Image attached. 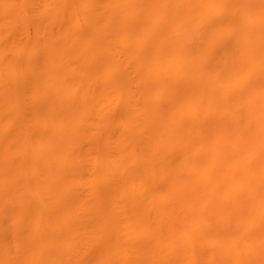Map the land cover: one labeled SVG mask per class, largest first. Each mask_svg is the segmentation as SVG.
Here are the masks:
<instances>
[{
  "label": "rangeland",
  "instance_id": "1",
  "mask_svg": "<svg viewBox=\"0 0 264 264\" xmlns=\"http://www.w3.org/2000/svg\"><path fill=\"white\" fill-rule=\"evenodd\" d=\"M103 1L108 9L115 7L112 0ZM146 1L143 2L146 4ZM149 1L147 3L152 5ZM161 1L152 6L157 7L155 11L160 15H167L172 10V21L169 16L154 15V8L149 9L152 6L146 4L145 9L142 2V5L137 3V7L140 5L138 11L137 8L130 9L139 13L142 8L144 11L141 12L146 10V13L140 12L137 16L134 11L131 12L133 16L139 18L140 14L151 11L153 18L143 15L141 21L147 17L154 22L156 16L161 18V23L156 18L157 24L152 20L146 24L147 20H144L142 24L139 19L137 22L145 25L142 34L141 30H136L137 27L141 29L140 24L134 28L138 36L130 31L138 42L127 33L126 39L125 34L120 37L126 41L115 38V42L110 43L114 45L113 52H120L119 56L112 51L104 52L102 57L106 60L99 63L101 51L108 48L101 50L99 46L100 53L96 50L102 33L98 34V31L103 26L92 0H0V91L5 92L4 95L5 89L9 91L6 95H9L6 97L9 102L0 95V264H264V134H260L264 131L256 129L264 130V117L261 116L264 111L260 110L264 104L259 105L264 98V0H204L202 7H198H205V10L199 9V12L196 5L193 10L189 0H185L188 7L183 0H177L184 3V10L182 4L180 7L176 0H171L178 3H174V7L177 5L175 8H180L183 14L178 9L175 11L170 0L171 10H167V0L163 1L167 2L164 4L166 9L163 2L159 4ZM200 1H196L200 2L198 5L202 3ZM9 5L11 8L5 13ZM159 5L164 11L158 9ZM54 12H59L55 18L59 22L50 25L48 19ZM163 16L169 21H164ZM118 19L116 12L111 13V23H117ZM178 19L184 24H179ZM149 23L151 26L147 25ZM214 23L219 25L217 34L218 29L232 33L235 38L232 46L225 42L227 39L223 41L221 35L218 37L220 33L212 35ZM222 23L228 27L220 28ZM71 24L84 27L81 29L83 34L79 32L83 38L82 41L79 39L80 46L78 40L75 41L76 35L71 37ZM153 24L160 26V30ZM181 25L186 27L183 29L179 27ZM187 26L199 32V39H193L196 35L193 34L191 38L195 42L188 43L186 48L184 44L188 40L184 41L183 37L189 33L187 29L184 36ZM101 35L102 41L108 38L106 34L103 38ZM180 35L184 44L178 40ZM213 36L219 38L218 41L212 42ZM84 42L89 44H85L87 47L94 46L95 58L92 54L93 59L88 58L92 60L86 58L91 50H87L88 54L83 52L87 49ZM129 44L138 46L139 57L127 55ZM186 49H189L188 55ZM180 50L186 55L178 54ZM180 55L184 60L179 59ZM182 71L187 76L184 75L185 82L197 83L191 84L196 85V90L191 86L186 89L189 85L181 88ZM125 72L131 83L124 81V75V83L121 80L120 86L116 76L122 79L120 74ZM188 75L190 80L195 76L197 81L193 78L190 81ZM172 81L180 82L174 86ZM243 84L255 88L250 89L252 95L249 90L245 91ZM173 87H176L175 91ZM254 93L258 97L255 98ZM193 102L198 103V107ZM2 104H5L4 108ZM251 123L255 124L252 126ZM120 131L126 134L122 135ZM123 208L127 210V219L120 217L125 212ZM132 243H136L135 247Z\"/></svg>",
  "mask_w": 264,
  "mask_h": 264
},
{
  "label": "bare ground",
  "instance_id": "2",
  "mask_svg": "<svg viewBox=\"0 0 264 264\" xmlns=\"http://www.w3.org/2000/svg\"><path fill=\"white\" fill-rule=\"evenodd\" d=\"M5 1H6V0H5ZM92 1L96 3V7H95V8H96V11H98V12L100 13V20H101L100 24L105 28V29H104V28L101 26L102 28H100V30L98 31V34H99V32H100V33L102 32L101 34H103V36H102L101 34H99V39H100V41L97 40V41H98V42H97V43H98V44H97V45H98V48H97V49L95 48V49L98 51V53H100V52H99L100 50H98V49H101V48H102L101 50H106L107 48L110 49V50L107 49L106 51H103V52L101 51V53H103V54L100 56L101 59L98 58V61L101 60V61H99V63H100V62L102 63V61L105 62L106 58H105V57H102L104 54H106V53L109 54V53H111L110 51L113 52L112 46L114 47V45L112 44V46H111V43H112V42L114 43V42H115L114 40H116V39L122 37L125 33H127V35H128L129 38H130L131 36H133L132 32H130L131 30L133 31L134 36H136V34H137V33L135 34V31H136L137 29H138V30H137L138 32H140V30H141V33H140V34H142V28L145 27V25L142 26V24H143L146 20H147V21L145 22V24L148 23V22H150V21L152 20V19H151V20H150V19H147V17H146V18H144V19L141 21V19L143 18V15H144V17H145L146 15H147V16L149 15L148 17H150V15H151V17H152V15H153L154 13H156V16H158V17H159V16L161 17V15H165L167 18H168V16H169V18H170V16H171L172 13H173L172 10L170 9L171 7L169 8V6H172V5L170 4V2H172L173 0H172V1L170 0V2H169V0H167V2H169V4H170V5H169V4L167 5L169 9L167 8V6L164 5V4H167V2H165V3L163 2V1H166V0H162L161 2H159L160 5H161V3L163 2V3H162V6L164 5V6H163V8L165 7L164 9L167 8V10H171V11H169L170 15H168L169 13H167V12H168L167 10H166L167 12L165 11V12L167 13V15H166L165 13H164V14L162 13V14L160 15V13L158 14V13L155 11L156 8H157L156 6H157V3H158L159 0H158L157 2H155L156 0L154 1L155 4H156L155 7L152 6V5H155V4H153V3H154L153 0H151V1H152V5H149V4L147 3V2H150L149 0H147V1H146V0H139V1H138V0H134L133 2H124V3H122V2H123L122 0H112V1H113V4H114V6H115L113 9H108L106 6H104V5H103V4H104V1H103V0H92ZM135 1H136V2H135ZM143 1H144V2L146 1V4H147V5L152 6V7H150V8H149V6H148V8H149L150 10H152V8H154V10L152 11L153 14L150 13L151 11H150V12L147 11V14H143V15L140 14L141 17L138 18L137 16H139V13L141 12L142 8L145 7V9H146V4H145ZM176 1H177V0H176ZM176 1L174 2L175 4L178 2V1H177V2H176ZM181 1H182V0H181ZM183 1H184L185 4H184V3H181V4H182V5H183V4H184V5H187V2H186L185 0H183ZM183 1H182V2H183ZM194 1L196 2V1H200V0H192V1L189 0L188 3H189L191 6H193V5L195 6V5H196V6H195L196 9H197L196 11H198L199 9H200L199 11H201L202 9L205 8V7H204V8L201 9V8L198 7V6L202 7L201 5L203 4L204 0H202V3H201L200 5H198V4H199L201 1H200V2H196V3H195ZM217 1H218V0H217ZM220 1H221V0H220ZM223 1H224V0H223ZM223 1H222V2H223ZM253 1H257V0H253ZM7 2H8V1H7ZM88 2H89V1H87V2H86L87 4H86V3H85V4L89 6V3H88ZM134 2H135L136 4H135ZM141 2H142L143 5H145V6H143V7L139 10V13H138V12H136V10L138 11V8H140V5H142ZM179 2H180V0H179ZM179 2H178V3H179ZM190 2H191V3H190ZM249 2H251V1H249ZM127 3H128V4H127ZM129 3H133V4H129ZM137 3H138V4L140 3V5H139L138 7H137ZM174 3L172 2L173 7H174V5H175ZM178 3H177V4H178ZM193 3H194V4H193ZM235 3H236V2H235ZM238 3H239V1H238ZM238 3H237V4H238ZM246 3H248V2H246ZM262 3H263V2H262ZM6 4H7V3H6ZM134 4H135V5H134ZM181 4L179 3L178 5L180 6ZM256 4H257V3H256ZM263 4H264V3H263ZM127 5H128V6H127ZM129 5H130L131 7H130ZM160 5L158 6V9H159V10L162 8V6L160 7ZM182 5H181V6H182ZM184 5H183L182 8H181V9H183V10L186 9V8L184 7ZM217 5H218V4H217ZM221 5H223V4H221ZM260 5H261V4H260ZM4 6H5V5H4ZM176 6H177V5H176ZM176 6H175V7H176ZM181 6H180V7H181ZM191 6H189V7H191ZM194 6H193V7H194ZM203 6H205V5H203ZM242 6H243V5H242ZM245 6H246V5H245ZM257 6H258V5H257ZM6 7H7V6H6ZM59 7H60V6H59ZM59 7H58V8H59ZM132 7H133V8H132ZM173 7H172V9L175 8V7H174V8H173ZM183 7H184V8H183ZM187 7H188V5H187ZM193 7H192V8H193ZM195 7L193 8V10H195ZM224 7H225V6H224ZM263 7H264V6H263ZM8 8L10 9L11 6L9 5V6L6 8L5 13H7ZM55 8H56V7H55ZM130 8H132V9H136V8H137V9L134 10V11H135V12H134V11H132V9H130ZM148 8H147V10H148ZM163 8H162V10H163ZM220 8H221V7H220ZM258 8H259V7H258ZM3 9H4V8H3ZM176 9H178V10H179L180 12H182V14H183V11H181L180 8H178V7L175 8V11H178V10H176ZM206 9H207V8H206ZM209 9H210V8H209ZM209 9H207V10L209 11ZM225 9H226V8H225ZM251 9H252V8H251ZM204 10H205V9H204ZM210 10H211V9H210ZM249 10H250V9H249ZM59 11H61V10H59ZM142 11H144V10H142ZM163 11H164V10H163ZM196 11H195V12H196ZM199 11H198V12H199ZM233 11H234V10H233ZM113 12H116V14L119 15V19H118V22H117V23H111V22L109 21V17H110V15H111V13H113ZM131 12H132V13H133V12L136 13L135 15H137V16H135V15L133 16ZM184 12H185V11H184ZM206 12H207V11H206ZM248 12H249V11H248ZM48 13H49V12H48ZM58 13H59V12H54V13L51 14L50 18L48 19V22H49L50 25H55V24L57 23L58 20H57V19L55 20V18L58 17ZM137 13H138V14H137ZM141 13H146V10H145V12H141ZM149 13H150V14H149ZM192 13H193V11H192ZM229 13H230V12H229ZM234 13H235V12H234ZM239 13H240V12H239ZM257 13H258V12H257ZM174 14H175V13H174ZM184 14H185V13H184ZM194 14H195V13H194ZM199 14H201V13H199ZM202 14H204V13L202 12ZM241 14H242V13H241ZM154 15H155V14H154ZM154 15H153V16H154ZM222 15H223V14H222ZM224 15H225V14H224ZM234 15H235V14H234ZM245 15H247V12H246ZM77 16H78V15H77ZM156 16L154 17L155 20H156V18H157ZM172 16H173V15H172ZM178 16H179V15H178ZM195 16H196V14H195ZM197 16H198V15H197ZM201 16H202V15H201ZM201 16H200V17H201ZM235 16H236V15H235ZM243 16H244V15H243ZM134 17H135L136 19H137V18H138V19L136 20ZM151 17H150V18H151ZM163 17H164V16H163ZM166 17H164V18H165L164 21L167 20ZM236 17H237V16H236ZM241 17H242V16H241ZM248 17H249V16H248ZM255 17H256V15H255ZM133 18H134V19H133ZM140 18H141V19H140ZM152 18H153V17H152ZM164 18H162V20H163ZM227 18H228V17H227ZM72 19H73V18H72ZM139 19H140V22H142V24L139 23V22H137ZM157 19H158V18H157ZM170 19H171V18H170ZM172 19H173V18H172ZM172 19H171L170 21H172ZM190 19H191V18H190ZM200 19H201V18H200ZM200 19H199V20H200ZM244 19L247 20V18H244ZM45 20H46V19H45ZM144 20H145V21H144ZM155 20H154V22H153V20H152L151 22H153V23L155 24V23H156ZM158 20H160V23H161V18H159ZM196 20H198V19H196ZM199 20H198V21H199ZM228 20H229V19H228ZM249 20H250V19H249ZM72 21H73V20H72ZM143 21H144V22H143ZM156 21H157V20H156ZM167 21H169V19H168ZM167 21H166V22H167ZM177 21H178V23H179V22H181L182 20L180 21V20L178 19ZM237 21H238V19H237ZM240 21H241V20H240ZM44 22H45V21H44ZM58 22H59V21H58ZM157 22H159V21H157ZM162 22H163V21H162ZM166 22H165V23H166ZM196 22H197V21H196ZM226 22L228 23V21L225 20V23H226ZM102 23H103V24H102ZM136 23H137V25H136ZM160 23H159V24H160ZM168 23H169V22H168ZM178 23H177V24H178ZM225 23H222L221 26H220V28H221V27L223 28V27H225L226 25H229V24H227V23H226V25H225ZM245 23H246V21H245ZM78 24H80V23L78 22ZM139 24H140V25H139ZM151 24H152V23H151ZM154 24H153V26H154ZM156 24H157V23H156ZM163 24H164V22H163ZM172 24H173V23H172ZM179 24H182V25H183L184 22H183V23H179ZM186 24H187V23H186ZM188 24H189V23H188ZM50 25H49V26H50ZM71 25H72V24H71ZM138 25H139V26H142L141 29H140L139 27H137V28L135 27V26H138ZM147 25L151 26L150 23L147 24ZM161 25H162V24H161ZM173 25H174V24H173ZM182 25L179 26V27H183ZM213 25L216 26V28H213L214 26H212V32H213V29H214V32H216V31H217V25H218V24L216 25V23H214ZM223 25H224V26H223ZM235 25H238V24L236 23ZM235 25H233L234 28H235ZM240 25H241V24H240ZM72 26H73V28L71 29V31H70V30H68V31L71 32V37H72V39H73V35H74V36L76 35V37H75L76 39H75V38H74V39H75V41L78 40V42H79V46H80V44L82 43V42H80V41H82L83 38H81L82 35L80 36V35H79V32H81L82 30H84V29H82V28H84V27H82V25H81V26L78 25V27H77L76 24H75V25H72ZM167 26H168V25H167ZM175 26H176V25H175ZM238 26H239V25H238ZM257 26H258V25H257ZM154 27H157V28H158V27H160V26H158V25L156 26V25H155ZM184 27H186V25H185ZM184 27H183V29H184ZM188 27H190V26H187V28H186V32H185V35L183 34L184 32H182V34H183L184 36H186V34L188 33L187 31L189 30V33L187 34V37H183L184 41H185V39L188 40V42L186 41L187 44H184V43H183L184 41H182V40H183V39H182V36H183L182 34H181L182 36L180 35L181 38L178 39V40H181V39H182L181 41H182V43L186 46V48H187V46H188L189 44L192 45L191 42H195V41L192 40V38L194 39V37H196V38L199 39V37H198V33H199V32L196 33L195 31H193L194 29H191V30H192V31H191V30H190L191 27H190V28H188ZM194 27H195V26H194ZM194 27H193V28H194ZM226 27H228V26H226ZM239 27H240V26H239ZM242 27H243V26H242ZM242 27H241V28H242ZM248 27H249V26H248ZM75 28H77V29H75ZM134 28H136V30H134ZM149 28H150V27H149ZM152 28H153V27H152ZM157 28H156V29H157ZM218 28H219V25H218ZM229 28H230V27H229ZM241 28H240V29H241ZM244 28H245V27H244ZM262 28H263V27H262ZM79 29H80V30H79ZM81 29H82V30H81ZM158 29H159V28H158ZM158 29H157L156 32H158V34H159ZM165 29H166V28H165ZM178 29H179V28H178ZM181 29H182V28H181ZM181 29H180V30H181ZM187 29H188V30H187ZM225 29H226V28H225ZM225 29H224V30H225ZM242 29H243V28H242ZM249 29H250V27H249ZM252 29H253V28H252ZM103 30H104L105 33H103ZM105 30H106V31H105ZM143 30H144V29H143ZM153 30H154V28H153ZM159 30H160V29H159ZM180 30H178V31H180ZM226 30H227V29H226ZM254 30H255V29H254ZM257 30H258V29H257ZM77 31H78V32H77ZM163 31H164V30H163ZM172 31H173V30H172ZM182 31H184V30H182ZM190 31L192 32V34L190 33ZM203 31H204V30H203ZM218 31H219V33H220V34L218 33L219 35L217 34V32H216V33L213 32V34H212L211 32H209V33H211L212 35L216 34V35H218L219 38H220V35H221V36H222L221 38L224 37V40H223V39H222V40L225 41V40L227 39L225 42H229L230 45H231V43H235V42H232V40H233L234 37H233L232 33L229 32V30L224 31V32H223V30H221V31L223 32V33H222L223 35L221 34L220 29H218ZM122 32H123V33H122ZM148 32H149V31H148ZM152 32H153V31H152ZM161 32H162V31H161ZM166 32H167V31H166ZM176 32H177V31H176ZM193 32H194V33H193ZM205 32H206V31H205ZM226 32H227V33H226ZM234 32H235V31H234ZM245 32H246V31H245ZM81 33L83 34V31H82ZM84 33H85V32H84ZM110 33H111V34H110ZM112 33H113V34H112ZM119 33H120V34H119ZM130 33H131L132 35H130ZM201 33H202V32H201ZM209 33H208V34H209ZM247 33H248V32H247ZM254 33H256V31H255ZM257 33H258V32H257ZM77 34H78L80 37H79ZM105 34H106V35H105ZM109 34L111 35V37H109ZM118 34H119V36H118ZM121 34H122V35H121ZM146 34H147V33H146ZM151 34H152V33H151ZM193 34H196V35H194V36L192 37ZM100 35L102 36V38L104 37V35H105V36H108V38H106V39L103 38V41H102ZM113 35H114V36H113ZM138 35H139V34H137V36H138ZM147 35H148V34H147ZM189 35H190V37H189ZM226 35H227V38H225ZM239 35H240V34H239ZM244 35H245V33H244ZM246 35H247V34H246ZM251 35H252V34H251ZM77 36H78L79 38H78ZM128 36H127V41L129 40ZM134 36H133V37H134ZM158 36H159V35H158ZM180 36H179V37H180ZM234 36H236V35L234 34ZM97 37H98V36H97ZM125 37H126V34H125L124 38H125ZM149 37H150V36H149ZM151 37H152V36H151ZM191 37H192V38H191ZM209 37H210V36H209ZM242 37H243V35H242ZM248 37H249V36H248ZM261 37H262V36H261ZM80 38H81V39H80ZM113 38H114V39H113ZM115 38H116V39H115ZM131 38H132V37H131ZM155 38H156V37H155ZM165 38H166V37H165ZM188 38H189V39H188ZM200 38H201V36H200ZM210 38H211V37H210ZM213 38H214V39H213ZM219 38H217L216 36H213V37H212V42H213L214 40H217V41H218ZM236 38H237V36H236ZM263 38H264V37H263ZM79 39H80V41H79ZM111 39H112V40H111ZM120 39H122V38H120ZM125 39H126V38H125ZM234 39H235V38H234ZM246 39H247V38H246ZM248 39H249V38H248ZM105 40H106V41L109 40V41L104 42ZM110 40H111V41H110ZM122 40H123V39H122ZM134 40H136V37H134ZM134 40L132 39V42L138 45V43L134 42ZM149 40H150V39H149ZM191 40H192V41H191ZM196 40H197V39H196ZM202 40H203V39H202ZM210 40H211V39H210ZM250 40H251V39H250ZM250 40H249V41H250ZM123 41H126V40H123ZM123 41H122V42H123ZM129 41H130V40H129ZM136 41H137V40H136ZM147 41H148V40H147ZM163 41H164V39H163ZM189 41H190V42H189ZM200 41H201V40H200ZM219 41H220V40H219ZM237 41H239V40H237ZM249 41H248V44H249ZM252 41H253V40H252ZM100 42H101V43L103 42V44H101ZM108 42H109V43H108ZM110 42H111V43H110ZM137 42H138V41H137ZM141 42H143V41L141 40ZM239 42H240V41H239ZM94 43H95V42H94ZM99 43H100L101 45H100ZM129 43L131 44V41H130ZM145 43H146V42H145ZM155 43H156V42H155ZM188 43H189V44H188ZM199 43H200V42H199ZM204 43H205V42H204ZM237 43H238V42H237ZM245 43H246V42H245ZM250 43H251V41H250ZM85 44H88V43H85V42H84V45H85ZM95 44H96V43H95ZM105 44H106L107 46H104ZM109 44H110V45H109ZM130 44H129L127 47L129 48V49H128V53H129V51H130L131 54H130V53H129V54L127 53V55H128V56H129V55H130V56L134 55L133 57L135 58V56H136L137 53H138V46H137V48H136V47H135V44H132V45H130ZM141 44H142V43H141ZM141 44H140V45H141ZM153 44H154V43H153ZM164 44H165V43H164ZM177 44H178V43H177ZM193 44H194V43H193ZM216 44H218V43H216ZM220 44H221V43H220ZM238 44H239V43H238ZM240 44H241V43H240ZM81 45H82V44H81ZM84 45H83V46H84ZM88 45H89V44H88ZM102 45H103L104 47H106V48L103 49ZM133 45H134L135 49H134V47L132 48ZM142 45H145V44H142ZM169 45H170V44H169ZM198 45H199V44H198ZM209 45H210V44H209ZM230 45H229V46H230ZM245 45H246V44H245ZM83 46H82V47H83ZM85 46H86V47H84V48H87V49H86V52L83 51L84 53H87V52H88L87 50H91V52L94 51V50H93V49H94V48H93L94 46H93L92 48H91V46H88V47H87V45H85ZM99 46H100L101 48H100ZM130 46H131V47H130ZM161 46H162V45H161ZM161 46H160V47H161ZM170 46H171V45H170ZM174 46H175V45H174ZM223 46H224V45H223ZM225 46H226V45H225ZM231 46H232V45H231ZM234 46H235V45H234ZM243 46H244V45H243ZM252 46H253V45H252ZM89 47H90V49H89ZM140 47H141V46H139V49H140ZM143 47H144V46H143ZM165 47H166V46H165ZM190 47H191V46H190ZM193 47H194V45H193ZM202 47H203V45H202ZM202 47H201V48H202ZM216 47H217V46H216ZM221 47H222V46H221ZM226 47H228V46H226ZM250 47H251V46H250ZM250 47H249V48H250ZM80 48H81V47H80ZM84 48H83V50H84ZM130 48L133 49V50H130ZM175 48H176V47H175ZM175 48H174V49H175ZM177 48H178V47H177ZM217 48H218V47H217ZM222 48H223V47H222ZM231 48H233V47H231ZM240 48H241V47H240ZM244 48H245V47H244ZM256 48H257V46H256ZM180 49H181V48H180ZM189 49H192V47L189 48ZM189 49H186V51H188ZM228 49H229V48H228ZM134 50H136V51H134ZM142 50H143V49H142ZM166 50H167V48H166ZM168 50H169V49H168ZM181 50H182V49H181ZM181 50H180V52H177V53H178V54L181 53V52L183 51V50H182V51H181ZM223 50H224V48H223ZM244 50H247V49H244ZM254 50H255V49H254ZM124 51H125V50H124ZM124 51H123V52H124ZM133 51H134V53H133ZM140 51H141V49H140ZM140 51H139V52H140ZM169 51H170V50H169ZM177 51H179V50L177 49ZM218 51H219V50H218ZM255 51H256V50H255ZM89 52H90V51H89ZM91 52H90L89 54L87 53V54H88V56L86 57L87 60H92V59H93L92 57H94V56H93V53H94V54L96 53V52H92V53H91ZM104 52H106V53H104ZM117 52H118V51H115V52H113V53L116 54ZM126 52H127V49H126ZM136 52H137V53H136ZM183 52H184V51H183ZM192 52H193V51H192ZM221 52H222V49H221ZM224 52H225V50H224ZM224 52H222V53L225 54ZM245 52H246V54H247V51H245ZM259 52H261V51H259ZM84 53H82V54H84ZM119 53H120V52H119ZM119 53H118V54H119ZM124 53H125V52H124ZM132 53H133V54H132ZM135 53H136V54H135ZM153 53H154V52H153ZM156 53H157V52H156ZM156 53H155V54H156ZM169 53H170V52H169ZM186 53H187V55H188L189 51L186 52ZM186 53H181V54H182V55H183V54L186 55ZM248 53H249V52H248ZM87 54H86V55H87ZM91 54H92V57H91ZM115 54H114V55H115ZM118 54H116V56H119ZM139 54H140V53H139ZM139 54L137 55V57H139ZM158 54H159V52H158ZM158 54H157V55H158ZM166 54H167V53H166ZM227 54H228V53H227ZM244 54H245V53H244ZM244 54H243V56H244ZM96 55H97V54H96ZM161 55H162V54H161ZM170 55H171V54H170ZM185 55H184V57H185ZM220 55H222V54H220ZM248 55H249V54H248ZM256 55H257V54H256ZM89 56H90L92 59H91V58L88 59ZM111 56H112V55H111ZM116 56H113V58L116 57ZM173 56H175V55H173ZM178 56H179V55H178ZM197 56H198V55H197ZM241 56H242V55H241ZM243 56L241 57V59L243 58ZM245 56H246V55H245ZM245 56H244V58H245ZM84 57H85V56H84ZM97 57H98V55H97ZM97 57H96V58H97ZM137 57H136V58H137ZM147 57H148V56H147ZM152 57H153V56H152ZM152 57H151V58H152ZM182 57H183V56H182ZM189 57H190V56H188V57L186 56V58H189ZM212 57H213V55L211 56V58H212ZM239 57H240V56H239ZM247 57H248V56H247ZM251 57H252V56H250V58H251ZM94 58H95V57H94ZM102 58H103V59L105 58V59L102 60ZM117 58H119V57H117ZM134 58H133V60H134ZM154 58H155V57H154ZM156 58H157V57H156ZM211 58H210V60H211ZM220 58H221V57H220ZM229 58H230V57H229ZM109 59H110V58H109ZM111 59H112V58H111ZM131 59H132V57H131ZM157 59H159V58H157ZM157 59H156V60H157ZM179 59H183V58H181V55H180V58H179ZM191 59H192V58H191ZM205 59H206V58H205ZM246 59H247V58H246ZM246 59H245V60H246ZM248 59H249V57H248ZM259 59H260V58H259ZM83 60H84V59H83ZM94 60H95V59H94ZM135 60H136V59H135ZM135 60H134V61H135ZM147 60H148V59H147ZM150 60H151V59H150ZM183 60H184V59H183ZM183 60H182V61H183ZM235 60H236V59H235ZM110 61H111V60H110ZM154 61H155V60H154ZM185 61H187V60H185ZM188 61H189V60H188ZM188 61H187V62H188ZM218 61H220V60H218ZM262 61H263V60H262ZM89 62H90V61H89ZM91 62H92V61H91ZM91 62H90V63H91ZM114 62H115V61H114ZM137 62H138V61H137ZM156 62H157V61H156ZM160 62H161V60H160ZM177 62H178V61H177ZM183 62H184V61H183ZM202 62H203V61H202ZM205 62H206V61H205ZM211 62H212V61H211ZM235 62H236V61H235ZM249 62H250V61H249ZM84 63H85V62H84ZM90 63H89V64H90ZM95 63H96V62H95ZM99 63H98V64H99ZM157 63H158V62H157ZM180 63H181V62H180ZM228 63H229V62H228ZM260 63H261V62H260ZM89 64H88V65H89ZM115 64H116V63H115ZM159 64H160V63H159ZM210 64H212V63H210ZM242 64H243V63H242ZM242 64H241V65H242ZM94 65H95V64H94ZM142 65H143V64H142ZM202 65H203V64H202ZM206 65H207V64H206ZM234 65H235V64H234ZM234 65H233V66H234ZM244 65H245V64H244ZM52 66H53V65H52ZM59 66H60V65H59ZM89 66H90V65H89ZM100 66H101V65H100ZM112 66H113V65H112ZM149 66H150V65H149ZM162 66H164V65H162ZM162 66H161V67H162ZM175 66H176V65H175ZM253 66H254V65H253ZM92 67H93V66H92ZM95 67H96V65H95ZM159 67H160V66H159ZM168 67H169V66H167V68H168ZM202 67H203V66H202ZM245 67H246V66H245ZM258 67H259V66H258ZM50 68H51V65H50ZM96 68H97V67H96ZM112 68H113V67H112ZM140 68H141V67H140ZM184 68H186V67H184ZM212 68H213V67H212ZM229 68H230V67H229ZM229 68H228V69H229ZM241 68H243V67L241 66ZM262 68H264V67H262ZM262 68H261V69H262ZM51 69H52V68H51ZM68 69H69V68H68ZM84 69H85V68H84ZM87 69H88V68H87ZM114 69H115V68H114ZM178 69H181V68H178ZM196 69H197V68H196ZM198 69H199V68H198ZM239 69H240V68H239ZM93 70H94V69H93ZM165 70H166V69H165ZM172 70H173V68H172ZM181 70H182V69H181ZM185 70H186V69H185ZM187 70H188V69H187ZM187 70H186V72L189 73V71H187ZM230 70H231V69H230ZM237 70H238V69H237ZM144 71H145V70H144ZM194 71H195V70H194ZM196 71H197V70H196ZM196 71L193 72V73L195 74ZM210 71H211V70H210ZM240 71H241V70H240ZM256 71H257V70H256ZM259 71H260V70H259ZM58 72H59V70H58ZM71 72H72V71H71ZM123 72H124V71H123ZM162 72H163V71H162ZM162 72H161V73H162ZM178 72H179V71H178ZM208 72H209V71H208ZM230 72H231V71H230ZM233 72H234V71H233ZM236 72H237V71H236ZM55 73H56V72H55ZM68 73H69V72H68ZM126 73H127V72H125L124 74H120V75H121L120 77H121L122 79H120L118 75L116 76V80H118V81L120 80V81L118 82L119 85H120L121 80H122V82H123V80L125 79L124 81H125V82H126V81L128 82V77H126V75H127ZM142 73H143V72H142ZM220 73H221V72H220ZM231 73H232V72H231ZM242 73L244 74V72H242ZM253 73H255V72H253ZM259 73H261V72H259ZM51 74H52V73H51ZM111 74H112V73H111ZM125 74H126V75H125ZM149 74H150V73H149ZM156 74H157V73H156ZM194 74H193V75H194ZM196 74H197V73H196ZM212 74H214V73H212ZM245 74H246V73H245ZM263 74H264V72H263ZM114 75H115V74H114ZM124 75H125L126 78H124ZM162 75H163V74H162ZM169 75H170V74H169ZM184 75H185V77H187L186 74H184V72L182 71V77L180 76L181 79L183 80V81L181 82V85H180L181 88H182V87H186L185 85H189V87L187 86L186 89H188V88L190 89V86H191V88H193V89L196 90L197 88H194V87H196L197 83H195L194 81H191L192 78H193V80H196V79H194L195 76H194V77H191V80H190V79H189L190 75H188V79L191 81V82L189 81L190 84H188V83H187L188 80L186 79L187 82H185V79H183V78H184ZM191 75H192V74H191ZM203 75H205V74L203 73ZM230 75H231V74H230ZM235 75H236V74H235ZM239 75H240V74H239ZM30 76H31V74H30ZM92 76H93V75H92ZM122 76H123V77H122ZM148 76H149V75H148ZM175 76H177V75H175ZM208 76H209V75H208ZM236 76H237V75H236ZM144 77H145V76H144ZM156 77H157V76H156ZM160 77H161V76H160ZM170 77L172 78L171 75H170ZM231 77H232V76H231ZM262 77H263V76H262ZM92 78H93V77H92ZM117 78H118V79H117ZM123 78H124V79H123ZM129 78H130V77H129ZM142 78H143V77H142ZM200 78H201V77H200ZM212 78H213V77H212ZM214 78H216V76H215ZM214 78H213V79H214ZM221 78H222V77H221ZM224 78H225V77H224ZM236 78H237V77H236ZM236 78H234V79H236ZM247 78H248V77H247ZM258 78H261V77H258ZM169 79H170V78H169ZM203 79H204V78H203ZM216 79H218V78H216ZM229 79H231V78H229ZM237 79H238V78H237ZM240 79H241V78H240ZM242 79H243V78H242ZM116 80H115V81H116ZM129 80H130V79H129ZM156 80H157V79H156ZM218 80H221V79H218ZM244 80H245V79H244ZM98 81H99V80H98ZM102 81H103V80H102ZM113 81H114V80H113ZM153 81H154V80H153ZM196 81H197V80H196ZM211 81H212V80H211ZM246 81H247V80H246ZM127 82H126V83H127ZM135 82H136V81H135ZM165 82H166V81H165ZM174 82H175V81H172L173 85H174V86H177V85H179L177 82H180V81H177L176 83H174ZM183 82H185L184 85H183ZM192 82H194V84H196V85H194V87H193V85H191ZM109 83H110V82H109ZM113 83H114V82H113ZM113 83H112V85H113ZM115 83L118 84L117 82H115ZM123 83H124V82H123ZM128 83H131V82H128ZM207 83H208V82H207ZM211 83H212V82H211ZM216 83H217V81H216ZM230 83H231V82H230ZM235 83H236V81H235ZM104 84H108V82H105ZM104 84H103V85H104ZM150 84H151V83H150ZM169 84H170V83H168V85H169ZM176 84H177V85H176ZM200 84H201V83H200ZM212 84H213V83H212ZM223 84H224V83H223ZM223 84H222V85H223ZM231 84H232V83H231ZM231 84H230V85H231ZM244 84H245V82H244ZM244 84H243L244 88L246 87V89H247V90H245V91H248V90H249V92H250V89L253 88V87L250 88L249 86H248V87L245 86L247 83H246L245 85H244ZM99 85H100V84H99ZM119 85H117V86L119 87ZM124 85H125V84H124ZM161 85H162V84H161ZM171 85H172V84H171ZM201 85H202V84H201ZM210 85H211V84H210ZM220 85H221V84H220ZM260 85H262V84H260ZM260 85H259V86H260ZM106 86L108 87L109 85H106ZM120 86H121V85H120ZM180 86H178L177 89H179ZM204 86H205V85H204ZM208 86H209V85H208ZM232 86H233V85H232ZM101 87H102V86H101ZM107 87H106L105 89H107ZM112 87H113V86H112ZM112 87H111V88H112ZM118 87H117V88H118ZM155 87H156V86H155ZM170 87H171V86H170ZM197 87H198V86H197ZM199 87H200V86H199ZM199 87H198V88H199ZM202 87H203V86H202ZM219 87H220V86H219ZM223 87H224V86H223ZM225 87H226V86H225ZM236 87H238V86H236ZM236 87H235V88H236ZM108 88H109V87H108ZM113 88H114V87H113ZM119 88H120V87H119ZM160 88H161V87H160ZM181 88H180V90H182ZM109 89H110V88H109ZM170 89H171V88H170ZM172 89H173V91H175V90H176V87H173ZM184 89H185V88H184ZM193 89H192V90H193ZM210 89H211V88H210ZM224 89H225V88H224ZM224 89H223V90H224ZM228 89L230 90V88H228ZM253 89H255V88H253ZM263 89H264V87H263ZM107 90H108V89H107ZM115 90H116V89H115ZM119 90H120V89H119ZM119 90H118V91H119ZM123 90H124V89H123ZM180 90H178V91H180ZM235 90H236V89H235ZM235 90H234V92H235ZM5 91H6L7 93L9 92L7 89H5ZM75 91H76V88H75ZM126 91H127V90H126ZM156 91H157V90H156ZM169 91L171 92V90H169ZM189 91H190V90H189ZM197 91H198V90H197ZM230 91H231V90H230ZM230 91H229V92H230ZM241 91H242V90H241ZM245 91H244V92H245ZM256 91H257V90H256ZM256 91H254V92H256ZM0 92H1L0 95L3 94V95L1 96L2 98H5V99H6V97L9 98V95L6 96L7 93H6V95H4L5 92H4V93H3L2 91H0ZM185 92H186V91H185ZM185 92H184V93H185ZM234 92H233V94H236V93H234ZM238 92L240 93L239 90H238ZM251 92H252V91H251ZM251 92H250V94L252 95L253 92H252V93H251ZM262 92H263V91H262ZM177 93L179 94V92H174V93L172 92V94H177ZM184 93H183V95H185ZM187 93H189V92L187 91ZM201 93L205 94L203 91H202ZM207 93H208V92H207ZM247 93H248V92H247ZM8 94H9V93H8ZM158 94H159V93H158ZM178 94H177V95H178ZM180 94H181V93H180ZM193 94H194V93H193ZM215 94H216V93H215ZM224 94H225V93H224ZM228 94H229V93H228ZM250 94H249V95H250ZM254 94H256V93H254ZM257 94H258V91H257ZM257 94L255 95V98H256V96L258 97V95H259V97L261 96L260 93H259L258 95H257ZM262 94H263V93H262ZM112 95H113V94H112ZM116 95H117V94H116ZM168 95H169V94H168ZM186 95H187V94H186ZM194 95H195V94H194ZM209 95H210V94H209ZM246 95H247V94H246ZM3 96H5V97H3ZM179 96H180V95H179ZM189 96H190V95H189ZM214 96H217V95H214ZM221 96H222V95H221ZM262 96H263V95H262ZM1 97H0V99H2ZM82 97H83V96H82ZM129 97H130V96H129ZM131 97H132V96H131ZM165 97H166V96H165ZM185 97H186V96H185ZM191 97H193V96L191 95ZM204 97H205V96H204ZM239 97H240V96H239ZM248 97H250V96H248ZM8 98H7L6 100H8ZM175 98H176V97H175ZM183 98H184V97H183ZM187 98H188V96H187ZM187 98H186V99H187ZM195 98H196V97H195ZM198 98H199V97H198ZM198 98H197V99H198ZM201 98H202V97H201ZM222 98H223V97H222ZM229 98H230V97H229ZM5 99H3V100H5ZM71 99H72V97H71ZM143 99H144V98H143ZM161 99H162V98H161ZM171 99H173V97H172ZM190 99H191V98H190ZM199 99H200V98H199ZM231 99H232V98H231ZM235 99H236V98H235ZM241 99H242V98H241ZM243 99H244V98H243ZM246 99H247V98H246ZM249 99H250V98H249ZM258 99H259V98H257V100H258ZM127 100L129 101V99H127ZM174 100L177 101V99H174ZM182 100L184 101L185 99H182ZM187 100H188V99H187ZM192 100H194V99H192ZM232 100H233V99H232ZM260 100H261V99H260ZM263 100H264V98L259 102V105H262L261 102L264 104ZM75 101H76V100H75ZM86 101H87V100H86ZM155 101H158V99L155 100ZM161 101H162V100H161ZM171 101H172V100H169V103H172ZM203 101H204V100H203ZM217 101H218V100H217ZM223 101H224V100H223ZM0 102H1V100H0ZM2 102L5 103V101H2ZM8 102H9V100H8ZM125 102H126V101H124V103H125ZM130 102L133 103L131 100H130ZM143 102H144V101H143ZM143 102H142V103H143ZM147 102H148V101H147ZM174 102H175V101H174ZM180 102H181V101H180ZM189 102H190V100H189ZM195 102H196V101H195ZM241 102H242V101H241ZM254 102H255V101H254ZM256 102H257V101H256ZM6 103H7V101H6ZM6 103H5V104H6ZM72 103H73V102H72ZM121 103L124 104L123 102H121ZM126 103H128V102H126ZM126 103H125V104H126ZM150 103H151V102H150ZM159 103H160V102H159ZM193 103H194V102H193ZM5 104H2L1 107L4 108ZM122 104H121V105H122ZM138 104H139V103H138ZM138 104H137V105H138ZM152 104H153V103H152ZM155 104H156V103H155ZM164 104H165V103H164ZM176 104H178V106H179L180 103H175V105H176ZM194 104H195V103H194ZM196 104L198 105V103H196ZM196 104H195V105H196ZM211 104H212V103H211ZM237 104H238V103H237ZM247 104H248V103H247ZM247 104H246V105H247ZM252 104H253V103H252ZM252 104H251V105H252ZM128 105H130V104H128ZM143 105H144V104H143ZM182 105H183V104H182ZM195 105H194V106H195ZM197 105H196V106H197ZM239 105H240V104H239ZM241 105H242V104H241ZM249 105H250V103H249ZM259 105H258V106H259ZM116 106H118V105H116ZM124 106H125V105H124ZM130 106H131V105H130ZM144 106H145V105H144ZM169 106H170V105H169ZM188 106H189V105H187V107H188ZM192 106H193V104H192ZM256 106H257V105H256ZM12 107H13V106H12ZM158 107H159V105H158ZM197 107H198V106H197ZM230 107H231V104H230ZM236 107H237V106H236ZM252 107H254V106H252ZM252 107H251V108H252ZM262 107H263V108L260 109V110H261L262 113H263V111H264V106H262ZM10 108H11V107H10ZM133 108H134V107H133ZM137 108H138V107H137ZM221 108H222V107H221ZM227 108H228V107H227ZM117 109H118V108H117ZM121 109H122V108H121ZM218 109H219V108H218ZM9 110H11V109H9ZM12 110H13V109H12ZM119 110H120V106H119ZM175 110H176V108H175ZM193 110H194V108H193ZM242 110H243V108H242ZM7 111H8V110H7ZM134 111H135V110H134ZM137 111H138V110H137ZM180 111H181V110H180ZM198 111H199V110H198ZM219 111H220V110H219ZM228 111H229V109H228ZM248 111H249V110H248ZM250 111L253 112L252 109H251ZM261 111H260L259 113H261ZM222 112H223V111H222ZM225 112H226V111H225ZM240 112H241V111H240ZM251 112H250V113H251ZM257 112H258V111H257ZM131 113H133V112H131ZM142 113H143V112H142ZM148 113H149V112H148ZM150 113H151V112H150ZM178 113H180V112H178ZM187 113H188V112H187ZM187 113H185V114H187ZM189 113H190V111H189ZM200 113H201V112H200ZM211 113H212V112H211ZM228 113H229V112H228ZM243 113L245 114V111H244ZM262 113H261V114H262ZM136 114H137V113H136ZM156 114H157V113H156ZM156 114H155V115H156ZM173 114H174V113H173ZM175 114H176V113H175ZM232 114H234V113H232ZM261 114H259V116H260ZM144 115H145V114H144ZM148 115H149V114H148ZM155 115H154V116H155ZM159 115H160V114H159ZM182 115H184V114H182ZM188 115H190V114H188ZM191 115H192V114H191ZM221 115H222V114H221ZM225 115H226V114H225ZM228 115H229V114H228ZM234 115H235V114H234ZM255 115H256V114H255ZM150 116H151V115H150ZM150 116H149V117H150ZM167 116H168V115H167ZM169 116H170V115H169ZM240 116H241V115H240ZM246 116H247V115H246ZM256 116H257V115H256ZM261 116L264 117V114H262ZM137 117H138V116H137ZM141 117H142V116H141ZM156 117H157V116H156ZM170 117H171V116H170ZM218 117H219V116H218ZM222 117H223V116H222ZM234 117H235V116H234ZM249 117H250V116H249ZM263 117H261V118H263ZM163 118H164V117H163ZM165 118H166V117H165ZM173 118H174V116H173ZM187 118H188V116H187ZM237 118H238V116L236 117V119H237ZM257 118L259 119V117H257ZM199 119H200V118H199ZM239 119H240V118H239ZM145 120L147 121V119H145ZM148 120H149V119H148ZM152 120H153V118H152ZM154 120H155V118H154ZM154 120H153V121H154ZM169 120H170V118H169ZM175 120H176V119H175ZM182 120H183V119H182ZM182 120H181V121H182ZM192 120H194V119H192ZM222 120H223V119H222ZM222 120H221V121H222ZM224 120H225V118H224ZM232 120H233V119H232ZM150 121H151V119H150ZM243 121H244V120H243ZM250 121H251V120H250ZM252 121H253V120H252ZM252 121H251V122H252ZM263 121H264V120H263ZM263 121H262V124H263ZM148 122H149V121H148ZM172 122H173V121H172ZM196 122H197V121H196ZM198 122H199V120H198ZM201 122H202V121H201ZM233 122H234V121H233ZM236 122H237V120H235V123H236ZM239 122H240V121H239ZM246 122H247V121H246ZM183 123H184V122H183ZM190 123H192V122H190ZM194 123H195V122H194ZM194 123H193V124H194ZM212 123H213V122H212ZM226 123H228V122H226ZM249 123H250V122H249ZM249 123H247V124H249ZM139 124H140V123H139ZM139 124H138V126H139ZM201 124H203V123H201ZM243 124H245V123H243ZM253 124H255V123H253ZM253 124L251 123L252 126H253ZM149 125H150V124H149ZM152 125H153V124H152ZM160 125H161V124H160ZM177 125H178V124H177ZM236 125H237V124H236ZM245 125H246V124H245ZM251 125H249V126H251ZM147 126H148V125H147ZM171 126H172V125H171ZM197 126H198V125H197ZM229 126H230V125H229ZM238 126H239V125H238ZM139 127H140V126H139ZM142 127H144V126H142ZM174 127H175V126H174ZM184 127H185V126H184ZM227 127H228V126H227ZM227 127H226V128H227ZM246 127H247V126H246ZM255 127H257V126H255ZM260 127H261V126H260ZM145 128H146V127H145ZM231 128H232V127H231ZM247 128H248V127H247ZM249 128H250V127H249ZM138 129H139V128H138ZM140 129H141V128H140ZM158 129H159V128H158ZM211 129H212V128H211ZM211 129H209V130H211ZM253 129H255V128L253 127ZM253 129H252V130H253ZM256 129L259 130V132L264 131V130H261V131H260L259 128H256ZM142 130H143V129H142ZM167 130H168V129H167ZM173 130H174V129H173ZM212 130H216V129H212ZM212 130H211V131H212ZM218 130H219V129H218ZM220 130H221V129H220ZM245 130H246V128H245ZM257 130H256V131H257ZM137 131H138V130H137ZM140 131H141V130H140ZM164 131H166V130H164ZM176 131H177V130H176ZM176 131H175V132H176ZM196 131H197V130H196ZM221 131H222V130H221ZM249 131H250V130H249ZM151 132H152V131H151ZM166 132H167V131H166ZM189 132H190V131H189ZM227 132H228V131H227ZM237 132H238V131H237ZM259 132L257 133V135H259ZM120 133H121L122 135L126 134V132H124V131H123V132L120 131ZM120 133H119V134H120ZM129 133H130V132H129ZM191 133H192V132H191ZM198 133H199V132H198ZM216 133H218V132H216ZM230 133H231V132H230ZM239 133H240V132H239ZM249 133H251V131H250ZM121 134H120V135H121ZM182 134H183V133H182ZM192 134H193V133H192ZM218 134H219V133H218ZM231 134H232V133H231ZM233 134H234V133H233ZM247 134H248V132H247ZM260 134H262V136H263L264 133H260ZM122 135H121V136H122ZM152 135H153V133H152ZM152 135H151V136H152ZM226 135H227V134H226ZM162 136H163V135H162ZM183 136H184V135H183ZM210 136H211V135H210ZM217 136H218V135H217ZM238 136H239V134H238ZM260 136H261V135H260ZM262 136H261V137H262ZM24 137H25V135H24ZM143 137H144V136H143ZM154 137H155V136H154ZM169 137H170V136H169ZM185 137H186V136H185ZM196 137H197V136H196ZM220 137H222V136L220 135ZM240 137H241V136H240ZM26 138H27V137H26ZM233 138H234V137H233ZM246 138H247V137H246ZM249 138H250V137H249ZM158 139H159V138H158ZM234 139H235V138H234ZM236 139H237V138H236ZM236 139H235V141H236ZM239 139H240V138H239ZM243 139H244V138H243ZM243 139H242V140H243ZM257 139H258V137H257ZM138 140H139V139H138ZM216 140H217V139H216ZM218 140H219V139H218ZM231 140H232V139H231ZM237 140H238V139H237ZM253 140H254V139H253ZM258 140H259V139H258ZM260 140H261V139H260ZM131 141H132V140H131ZM221 141H223V140H221ZM224 141H225V140H224ZM238 141H239V140H238ZM238 141H237V143H238ZM243 141H244V140H243ZM247 141H248V140H246V142H247ZM25 142H26V141H25ZM27 142H28V141H27ZM123 142H124V141H123ZM135 142H136V141H135ZM181 142H182V141H181ZM231 142H232V141H231ZM262 142H263V141H262ZM130 143L132 144L133 142H130ZM210 143H212V142H210ZM237 143H236V145H237ZM257 143H258V142H257ZM260 143H261V142H260ZM25 144H26V143H25ZM149 144H150V143H149ZM152 144H154V143H152ZM156 144H157V143H156ZM180 144H181V143H180ZM195 144H196V143H195ZM233 144H234V143H233ZM247 144H248V143H247ZM258 144H259V143H258ZM262 144H263V143H261V145H262ZM23 145H24V144H23ZM123 145H124V144H123ZM132 145H134V144H132ZM132 145H131V147H132ZM135 145H136V144H135ZM135 145H134V146H135ZM147 145H148V144H147ZM159 145H160V144H159ZM187 145H188V144H187ZM201 145H202V144H201ZM217 145H218V144H217ZM224 145H225V144H224ZM228 145H230V144H228ZM236 145H234V146H236ZM239 145H240V144H239ZM138 146H139V145H138ZM149 146H150V145H149ZM152 146H153V145H152ZM188 146H189V145H188ZM199 146H200V145H199ZM234 146H233V147H234ZM249 146H250V145H249ZM24 147H25V146H24ZM126 147H128V146H125V148H126ZM224 147H225V146H224ZM241 147H242V146H241ZM247 147H248V146H247ZM181 148H184V147H181ZM192 148H193V147H192ZM197 148H198V147H197ZM262 148H263V147H262ZM23 149H24V148H23ZM122 149H123V148H122ZM126 149H127V148H126ZM134 149H135V148H134ZM136 149H137V148H136ZM152 149H153V148H152ZM163 149H164V148H163ZM218 149H220V148H218ZM224 149H225V148H224ZM231 149H232V147H231ZM243 149H244V148H243ZM123 150H124V149H123ZM144 150H146V149H144ZM144 150H143V151H144ZM258 150H259V149H258ZM23 151H24V150H23ZM132 151H133V150H132ZM150 151H151V150H150ZM189 151H190V150H189ZM212 151H213V150H212ZM242 151H243V150H242ZM36 152H37V151H36ZM127 152H128V151H127ZM136 152H138V151H136ZM147 152H148V151H147ZM161 152H162V151H161ZM195 152H196V151H195ZM218 152H219V151H218ZM221 152H222V151H221ZM221 152H220V153H221ZM239 152H240V151H239ZM256 152H257V151H256ZM25 153H26V151H25ZM152 153H153V152H152ZM189 153H190V152H189ZM197 153H198V152H197ZM223 153H224V152H223ZM250 153H251V152H250ZM213 154H216V153H213ZM263 154H264V153H263ZM154 155H155V154H154ZM195 155H196V153H195ZM226 155H227V154H226ZM240 155H241V154H240ZM250 155H251V154H249V156H250ZM156 156H157V155H156ZM164 156H165V155H164ZM211 156H213V155H211ZM253 156H255V155H253ZM160 157H161V156H160ZM235 157H236V156H235ZM243 157H244V156H243ZM246 157H247V156H246ZM255 157H256V156H255ZM156 158H157V157H156ZM187 158H188V157H187ZM220 158H221V156H220ZM224 158H225V156H224ZM227 158H228V157H227ZM237 158H238V157H237ZM244 158H245V157H244ZM157 159H158V158H157ZM195 159H196V158H195ZM238 159H239V158H238ZM248 159H249V158H248ZM254 159H255V158H254ZM197 160H198V159H197ZM219 160H220V159H219ZM195 161H196V160H195ZM198 161H199V160H198ZM240 161H241V159H240ZM256 161H257V160H256ZM263 161H264V160H263ZM37 162H38V161H37ZM190 162H192V161H190ZM242 163H243V161H242ZM239 164H240V163H239ZM45 165H46V164H45ZM164 165H165V164H164ZM8 166H9V165H8ZM36 166H37V165H36ZM38 166H39V164H38ZM240 166H241V165H240ZM247 166H248V165H247ZM138 167H139V165H138ZM190 167H191V166H190ZM243 167H244V166H243ZM6 168H9V167H6ZM47 168H48V167H47ZM142 168H143V167H142ZM239 168H240V167H239ZM263 168H264V167H263ZM11 169H12V168H11ZM208 169H210V168H208ZM136 170H138V169H136ZM245 170H246V169H245ZM138 171H140V169H139ZM138 171H137V172H138ZM144 171H145V170H144ZM191 172H192V171H191ZM228 172H229V171H228ZM236 172H237V171H236ZM242 172H243V171H242ZM194 173H195V172H194ZM252 173H253V172H252ZM252 173H251V174H252ZM160 174H161V173H160ZM197 174H198V173H197ZM210 174H211V172H210ZM219 174H220V173H219ZM202 175H203V174H202ZM206 175H207V173H206ZM206 175H205V176H206ZM208 175H209V173H208ZM243 175H244V174H243ZM195 176H196V175H195ZM197 176H198V175H197ZM210 176H211V175H210ZM126 177H127V176H126ZM161 177H163V176H161ZM198 177H199V176H198ZM192 178H193V177H192ZM195 178H196V177H195ZM200 178H201V177H200ZM203 178H204V177H203ZM208 178H209V177H208ZM230 178H231V177H230ZM159 179H160V178H159ZM205 179H206V178H205ZM228 179H229V178H228ZM163 180H164V179H163ZM212 181H213V180H212ZM162 182H163V181H162ZM209 182H210V181H209ZM209 182H208V183H209ZM185 185H186V184H185ZM193 185H194V184H193ZM212 185H213V184H212ZM169 186H170V185H169ZM173 186H175V185H173ZM186 186H187V185H186ZM133 187H134V185H133ZM189 187H190V185H189ZM173 188H174V187H173ZM192 189H193V188H192ZM192 189H191V190H192ZM175 190H176V189H175ZM101 192H102V191H101ZM226 192H227V191H226ZM230 192H232V191H230ZM237 192H238V191H237ZM235 193H236V192H235ZM30 194H31V193H30ZM226 194H227V193H226ZM232 194H233V193H232ZM115 195H117V194H115ZM235 195H236V194H235ZM182 196H183V195H182ZM185 196H186V194H185ZM233 196H234V194H233ZM193 197H194V196H193ZM233 198H235V197H233ZM230 199H231V198H230ZM236 199H237V198H236ZM236 199H234V200H236ZM238 199H239V201H242L241 198H238ZM132 200H133V199H132ZM180 200H181V199H180ZM184 200H185V199H184ZM227 200H228V199H227ZM231 200H232V199H231ZM234 200H233V201H234ZM186 201H188V199H187ZM186 201H185V202H186ZM191 201H192V200H191ZM237 201H238V200H237ZM239 201H238V202H239ZM245 201H246V200H245ZM117 202H118V201H117ZM132 202H133V201H132ZM192 202H193V201H192ZM234 202H235V201H234ZM134 203H135V202H134ZM134 203H133V204H134ZM190 204H191V203H190ZM193 204H194V202H193ZM195 204H196V203H195ZM237 204H238V203H237ZM245 204H246V203H245ZM259 204H260V203H259ZM138 205H139V204H138ZM138 205H137V206H138ZM257 205H258V204H257ZM245 206H246V205H245ZM114 207H115V206H114ZM116 207H117V206H116ZM116 207H115V209L117 210ZM261 207H262V206H261ZM129 208H130V207H129ZM125 209H126V208H125ZM125 209L123 208V211H125ZM136 209H137V208H136ZM193 209H194V208H193ZM257 209H258V208H257ZM130 210H131V209H130ZM261 210H263V209H260V211H261ZM134 211H136V210H134ZM257 211H258V210H257ZM257 211H256V212H257ZM263 211H264V210H263ZM115 212H117V211H115ZM120 212H122V211H120ZM258 212H259V211H258ZM183 213H184V212H183ZM131 214H133V213H131ZM164 214H165V213H164ZM250 214H251V213H250ZM258 214H259V213H258ZM262 214H263V213H262ZM253 215H254V214H253ZM121 216H122V217H125V219H127V218H128V217H127V210H126L125 212H122V213L120 214V217H121ZM197 216H198V215H197ZM122 217H121V218H122ZM126 217H127V218H126ZM158 217H159V216H158ZM248 217H249V216H248ZM258 219H260V218H258ZM130 220H131V219H130ZM243 220H244V219H243ZM247 220H248V219H247ZM130 222H131V221H130ZM245 222H246V221H245ZM241 226H242V225H241ZM248 226H250V224H249ZM237 227H238V226H237ZM238 228H239V227H238ZM240 228H241V227H240ZM130 229H131V228H130ZM233 230H235V229H233ZM244 230H245V229H244ZM231 231H232V230H231ZM240 231H241V230H240ZM128 232H129V231H128ZM131 232H132V231H131ZM250 232H251V230H250ZM240 233H241V232H240ZM243 233H244V232H243ZM129 234H130V233H129ZM238 234H239V233H238ZM249 234H250V233H249ZM130 235H131V234H130ZM231 235H232V234H231ZM243 235H244V234H243ZM234 236H235V234H234ZM234 238H235V237H234ZM234 238H233V240H234ZM238 238H239V237H238ZM238 238H237V239H238ZM240 238L242 239V237H240ZM229 240H230V239H229ZM239 240H240V239H239ZM242 241H245V240H242ZM52 242H53V241H52ZM227 242H229V241H227ZM231 242H232V241H231ZM234 242H235V241H234ZM237 243H238V242H237ZM132 244H133V243H132ZM132 244H131V245H132ZM135 244H136V243H135ZM135 244H133L134 247H135ZM140 244H141V243H140ZM224 244H225V243H224ZM241 244H242V243H241ZM243 244H244V243H243ZM225 245H226V244H225ZM137 246H138V244H137ZM229 246H230V245H229ZM229 246H228V247H229ZM241 246H242V245H241ZM56 247H57V246H56ZM57 249H58V248H57ZM242 249H243V248H242ZM43 251H45V248H44ZM136 251H137V250H136ZM44 261H45V260H44ZM29 262H30V261H29Z\"/></svg>",
  "mask_w": 264,
  "mask_h": 264
}]
</instances>
